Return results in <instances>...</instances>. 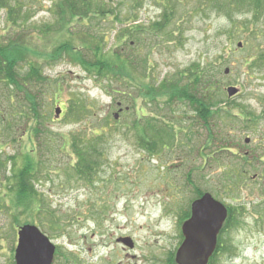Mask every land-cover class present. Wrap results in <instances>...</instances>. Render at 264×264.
<instances>
[{
    "label": "rangeland",
    "instance_id": "374dc122",
    "mask_svg": "<svg viewBox=\"0 0 264 264\" xmlns=\"http://www.w3.org/2000/svg\"><path fill=\"white\" fill-rule=\"evenodd\" d=\"M103 1L105 10L127 20L91 21L98 28L90 27V32L105 33L101 60L113 63L119 55H133L138 78L144 76L140 67L147 61L146 73L156 84L172 78L181 87L189 82L195 90L192 73L206 67L219 81L214 89L218 93H212L216 116L204 124L186 100L167 104L156 97L151 102L137 94L138 84L91 76L67 58L41 60L49 81L37 88L49 106L43 113L48 120L41 136L45 145H39L21 117L22 91L0 82V264L14 263L16 232L26 223L36 225L58 248L60 256L54 254L52 264H176L181 225L195 197L193 186L227 206L229 219L212 264H264V61H255L264 52V25H251L252 1L167 0L168 12L163 0ZM12 4L17 10L24 7L18 13L24 22H10L1 9L0 41L7 43L17 31L34 51L28 52L33 57L29 61L64 39L51 26L54 15L48 0ZM171 12L174 18L161 31L151 29L161 15ZM136 23L138 32L132 31ZM119 33H125L122 42L113 38ZM85 54L90 58V52ZM27 68L20 63L18 73L24 76ZM229 85L239 94L228 98ZM127 93L134 101L129 102ZM57 106L59 116L54 113ZM150 118L157 119L155 125L172 128L170 143L155 155L137 143L133 125ZM99 125L104 127L102 143L93 134ZM85 135L94 137L92 146L103 154L88 184L67 165L73 150L64 144L78 140L82 150H88L92 143L84 142ZM229 140L239 145L233 147L236 156L224 150ZM31 150L37 151L43 170L33 181L42 202L37 212L24 209L25 203L4 188L14 163H20L23 153L32 155ZM120 237L130 238L133 247L117 242Z\"/></svg>",
    "mask_w": 264,
    "mask_h": 264
},
{
    "label": "trees",
    "instance_id": "16d2710c",
    "mask_svg": "<svg viewBox=\"0 0 264 264\" xmlns=\"http://www.w3.org/2000/svg\"><path fill=\"white\" fill-rule=\"evenodd\" d=\"M12 1L13 0H0V10L3 9L5 11L6 17L10 22L16 24L18 19H20L21 22H24V19L20 18L18 15V13L24 12V7L20 6L17 10L16 5L12 4ZM48 1L50 2V9H52L54 15V23L51 26L56 28V31H61L64 36V39L61 42H58L49 53L40 52L37 58L29 61V57H32L31 54H34V51L31 46L22 43L23 36H21V34L17 35V31H15L13 38L9 39L7 43L0 41V82L4 83L7 87L22 91L24 106L20 108V112L22 111L21 117L25 118V129L28 127L30 128L32 136H35L38 139L37 142H40L39 145H45V143L41 142V136L48 130V120L47 116H44L43 113L45 111L44 108L49 106L48 102H45L43 99L41 90L37 88L38 85L43 86V84H46V82L49 81V79L43 75L41 60L52 62L67 58L70 61H73L76 65L84 67L86 72L91 76H99L101 78L106 77V79L110 81L115 79L116 81L127 82L128 85L131 86L133 84H138L141 90L136 89V91H138L137 94L147 98L151 102H154L156 97L164 98L167 104H171L174 102L173 100L177 99L186 100L190 103L192 109L196 111L198 117L203 115V117L206 118L207 115H210L211 113L216 116L217 111L212 110L214 108L212 99L215 98L213 94L216 96L218 93L214 89L215 86H218L216 83L219 82L216 76H214L215 73L211 75L209 70H206V67L193 72L192 74L194 75L195 80H193L192 84H197L196 90L191 88L189 82L187 85L181 87L176 81H173L172 78H170V80L164 78L159 84H156L146 73V61V65L144 62L140 67L141 70H144V76L138 78L134 71L137 67V62L133 55L125 57L119 55L117 61H113V63L101 60L100 45L105 40V33H92L89 31L90 27L98 28L97 25L91 24L92 22L98 24L99 20H103L113 21L112 23H115L127 19L122 17L119 18L118 15L113 16L112 11L105 10L104 8L106 5L103 0ZM166 1L167 0L162 1V7L168 12ZM249 1H252L253 3L250 4V8L254 6L250 21L251 25L255 23H261L264 25V0ZM172 14L173 13L171 12L169 15H161L160 19L158 21L156 20V22L151 25V29L155 32L161 31V27L169 24L174 18V16L172 17ZM132 19V22H137V17H132ZM134 28L136 29H132V31L135 30L138 32L140 30L137 23L136 25L134 24ZM259 33L257 34L259 35ZM113 38L115 41L117 40V42H122L125 38V33H119L118 35L113 36ZM86 51L91 53V56L87 54L90 58L86 57ZM28 52L33 53L28 54ZM256 60L264 61V52H260L259 55L255 57V61ZM22 62L29 65V68H27L28 71L24 76L19 74L21 72L20 63ZM198 68L199 66L197 69ZM58 90H60L59 86L56 85L55 92ZM129 94L130 93H127L129 102H131V100L134 101L133 97L128 96ZM66 109L67 107L63 112V117H65V119L70 115L65 114ZM28 115H30L29 119ZM148 121L149 122L139 121L138 125L136 120L135 122L133 121V125L137 128L139 134V142L137 143H139L140 146L144 145V149L149 151L150 154L155 155L165 146L166 143H170L172 139L171 126L167 123L155 125L157 121L156 118H150ZM101 126L102 125H99V127L95 128L93 132L99 143H102L101 137L104 134V127ZM23 132L25 131L23 130ZM109 135L110 134H108V136ZM82 138H84L86 144H91L94 141L93 136L88 137L85 135ZM78 143V140H73V142L69 144L66 142L64 143L66 147L70 146L73 150V158L71 159V162L67 163V165L69 164V167L78 180L88 184L91 182L93 175L97 173L100 166L99 159L103 158V154L101 150L99 151L92 146L96 143H92L88 147V150L85 151L82 150ZM80 143L83 144L81 140ZM105 143H107V139L105 140ZM37 151L31 150L32 155L27 153L21 155L20 163H14L15 165L13 166L14 169H12V175L6 177L7 185L4 187L10 192L11 197L14 196L17 201L25 203V207L23 206L24 209L31 207V210L35 212L40 210L39 205L42 203H40L41 198L39 197V191L34 188L33 184V181L37 178L35 176L43 172L40 163L38 162L42 161L38 159ZM10 159L11 161H14V156H11ZM193 189L195 192V197L193 199L200 197L204 193L196 186H193ZM19 202L16 205H19ZM189 208L190 207L188 206L187 214L184 219L189 217ZM228 219L229 215L226 222ZM226 222L221 232L225 228L227 224ZM217 244H219L218 241ZM218 247L219 245H217L208 264L213 263ZM56 253V256H60L58 248H56Z\"/></svg>",
    "mask_w": 264,
    "mask_h": 264
},
{
    "label": "water",
    "instance_id": "95a60500",
    "mask_svg": "<svg viewBox=\"0 0 264 264\" xmlns=\"http://www.w3.org/2000/svg\"><path fill=\"white\" fill-rule=\"evenodd\" d=\"M237 46L241 47L242 44L239 42ZM228 73L229 69L225 68L224 74ZM225 90L229 98L239 92L234 86H228ZM54 112L55 116H59L61 108L57 106ZM114 118H117V114ZM226 217V206L214 199L211 194L206 192L193 200L190 205V216L181 225L183 239L174 255L175 263L208 264ZM117 242L129 248L133 247V242L128 237H120ZM54 253L55 245L38 227L24 224L18 228L14 264H51Z\"/></svg>",
    "mask_w": 264,
    "mask_h": 264
},
{
    "label": "flooded vegetation",
    "instance_id": "af4514ba",
    "mask_svg": "<svg viewBox=\"0 0 264 264\" xmlns=\"http://www.w3.org/2000/svg\"><path fill=\"white\" fill-rule=\"evenodd\" d=\"M212 110H213V109H212ZM193 111L196 113L195 110H193ZM196 114H197V113H196ZM199 114H200V113H199ZM197 117H198V116H197ZM213 117H215V114L211 113L210 115H207L206 118H204L203 115H202L201 117H198V118L201 119V120L203 121L204 124H206V123H208L209 120L212 119ZM246 139H247L248 141H246ZM246 139H245V142H246V143H249V139H248V138H246ZM225 145H228L229 148H225L224 150L227 151L228 153H230L231 155L236 156V152L233 151V147L237 148V147H239V145H238L234 140H229V141H227ZM245 153H246V152H245ZM246 156H247V155H246ZM242 161L245 162V163H247L246 159H243Z\"/></svg>",
    "mask_w": 264,
    "mask_h": 264
}]
</instances>
